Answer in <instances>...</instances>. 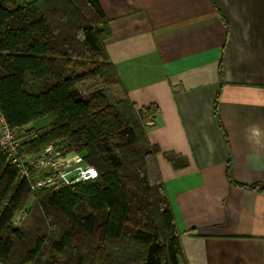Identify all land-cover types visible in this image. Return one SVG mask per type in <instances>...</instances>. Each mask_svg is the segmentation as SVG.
I'll use <instances>...</instances> for the list:
<instances>
[{
	"label": "trees",
	"instance_id": "1",
	"mask_svg": "<svg viewBox=\"0 0 264 264\" xmlns=\"http://www.w3.org/2000/svg\"><path fill=\"white\" fill-rule=\"evenodd\" d=\"M109 36L98 0H0V114L25 139L19 153L62 139L98 171L32 191L0 149L2 264H188L156 162L161 150L145 130L158 107L135 109L111 91L118 78L104 46ZM45 116L46 131L27 127ZM162 154L175 169L188 165Z\"/></svg>",
	"mask_w": 264,
	"mask_h": 264
},
{
	"label": "crops",
	"instance_id": "2",
	"mask_svg": "<svg viewBox=\"0 0 264 264\" xmlns=\"http://www.w3.org/2000/svg\"><path fill=\"white\" fill-rule=\"evenodd\" d=\"M98 2L112 92L158 107L145 130L188 264H264V0Z\"/></svg>",
	"mask_w": 264,
	"mask_h": 264
},
{
	"label": "built area",
	"instance_id": "3",
	"mask_svg": "<svg viewBox=\"0 0 264 264\" xmlns=\"http://www.w3.org/2000/svg\"><path fill=\"white\" fill-rule=\"evenodd\" d=\"M145 124L151 125L152 121ZM25 139L18 137L15 130L8 127L0 114V149L17 167L18 176L31 183V189L47 188L57 190L79 182L92 180L98 171L84 163L81 154L68 151L62 139L43 146L38 152L31 154L19 153ZM23 208L15 217L14 222H21L26 214Z\"/></svg>",
	"mask_w": 264,
	"mask_h": 264
},
{
	"label": "rangeland",
	"instance_id": "4",
	"mask_svg": "<svg viewBox=\"0 0 264 264\" xmlns=\"http://www.w3.org/2000/svg\"><path fill=\"white\" fill-rule=\"evenodd\" d=\"M96 82H97V83H96V86H100V87L105 86V85L102 84L99 80H97ZM92 87H93V86H92V84H91V81L85 83V85H82V89H83L84 92H88ZM109 88L111 89V91L114 90V86H110ZM27 127H28V125H27ZM31 127H32V126H31ZM34 128H35V127H34ZM22 134H23V133H22ZM22 134H21V136H22ZM22 137H23V136H22Z\"/></svg>",
	"mask_w": 264,
	"mask_h": 264
}]
</instances>
